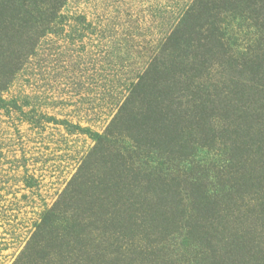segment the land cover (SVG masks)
Wrapping results in <instances>:
<instances>
[{"label": "trees", "instance_id": "16d2710c", "mask_svg": "<svg viewBox=\"0 0 264 264\" xmlns=\"http://www.w3.org/2000/svg\"><path fill=\"white\" fill-rule=\"evenodd\" d=\"M67 2L0 0V18L20 26L0 38L18 45L45 34ZM259 16L264 0H188L104 132L82 129L94 148L13 264H136L139 242L161 236L164 245L184 230L198 263L264 264V50L251 47L264 37L237 36L244 49L229 28L233 18L263 28ZM216 68L223 80L214 83ZM9 75L0 74V93ZM218 119L227 122L219 131ZM220 138L231 139L234 192L245 201L243 210L234 203L235 224L222 223L227 206L207 168L189 163Z\"/></svg>", "mask_w": 264, "mask_h": 264}, {"label": "rangeland", "instance_id": "374dc122", "mask_svg": "<svg viewBox=\"0 0 264 264\" xmlns=\"http://www.w3.org/2000/svg\"><path fill=\"white\" fill-rule=\"evenodd\" d=\"M187 2L68 0L59 21L45 34L35 29L18 45L0 38V74H10L0 93V264H13L32 240L43 214L95 146L82 129L104 132ZM4 17L0 30L16 34L19 24ZM258 20L260 24L264 17ZM231 23L235 45L244 49L248 43L238 38L246 33L259 39L262 31L264 37V26L252 29L253 21L233 18ZM251 47L264 50V41ZM16 51L20 65L12 67ZM222 70L215 69L214 83L223 80L217 75ZM225 121L215 120L213 127L219 131ZM225 141L230 145L231 139L220 138L189 161L207 168L209 184L227 206L222 223L236 218V199L242 210L245 203L234 192L239 190L237 165ZM182 232L181 239L175 234L164 245H156L161 236L139 242L135 263L201 264Z\"/></svg>", "mask_w": 264, "mask_h": 264}]
</instances>
